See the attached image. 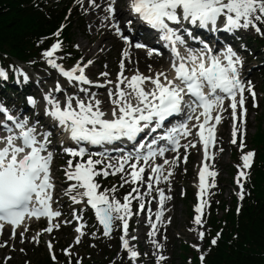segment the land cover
Masks as SVG:
<instances>
[{
	"label": "snow or ice",
	"instance_id": "snow-or-ice-1",
	"mask_svg": "<svg viewBox=\"0 0 264 264\" xmlns=\"http://www.w3.org/2000/svg\"><path fill=\"white\" fill-rule=\"evenodd\" d=\"M76 2L83 4V0ZM115 3L116 0H109L104 19L112 20L111 27L115 32L125 41H129V37L122 34L119 24L114 20ZM89 4L93 9L101 7L96 0H89ZM128 10L135 19L158 33L159 40L170 50L169 68L174 75L169 78L164 71L153 72L149 65L151 75L136 70L128 77L124 75L125 59H121V71L116 82L107 81L113 87L107 92L110 110L106 113L102 110L103 101L97 99L96 94L90 92L88 87L81 86L93 84L85 75V69L93 61L88 60L84 64L77 61L74 66L66 69L53 58L62 47V42L57 40L42 55L46 63L78 91L65 94L61 102L53 95V92H65L57 83L55 89L46 93L43 99L47 105L44 114L52 121V129H59L73 144L66 146L63 139L58 142L63 153L70 157L64 168L65 178L71 182L65 195L74 204L85 203L94 210L96 219L103 226L105 237L112 234L115 221L122 222V248L129 259L135 261L141 254L130 244V240L137 239L136 236H129V218L134 215L132 202H138L139 211L145 210L143 198L151 195L154 182H159L161 178L167 181L171 175V172L163 175V166H153L150 161L157 156H163L169 150L195 147L191 143L180 145L181 136L191 134L188 121L192 120L197 121L192 127L199 130L197 135L203 142L204 156L207 158L209 144L215 142V125L221 121V116L213 115V112L222 109L227 99L233 120L240 119L243 122L247 111L244 108V93L247 91L253 100L256 97L251 82L241 79L243 60L238 52L231 45H225L219 51L214 50L204 40L194 36L192 28L206 29L213 33H235L252 28L258 34L264 35L261 31V25H264V0H129ZM127 24L131 25L132 20L129 19ZM63 27L61 25V30ZM184 34L193 40H199L201 47H189ZM54 35L58 37L60 30ZM129 45L132 46L130 42ZM134 47L144 48L146 45L136 43ZM153 54L161 53L156 49H149L148 55ZM122 56L129 57L127 49ZM16 72L17 83H20V77L24 82L28 81L29 77L23 70L16 69ZM101 75L106 77L108 73ZM0 78L7 80V73L3 69H0ZM79 93H83L85 98H81ZM27 103L34 106L36 100L28 96ZM0 114L5 116V120L0 121V128L7 133L0 135V222L11 225L12 236L15 237L16 227L22 225L26 218L45 217L49 220V225L44 231L50 233L54 227H60L59 223L53 224L51 221L62 215L58 208L53 207L55 183L51 166L54 153L49 150L54 147L53 130L42 129L38 120L30 123L28 117L21 119L13 116L3 104H0ZM175 116L183 119L169 126V118ZM242 132L241 126L233 125L232 144H237V134ZM141 135L143 139L138 140ZM125 141L131 143L130 150L125 147H107L123 144ZM88 145L99 146L102 151L90 152ZM239 147H245L242 138ZM111 152L119 153L115 163L109 159ZM253 157L252 151L242 154V167L249 168ZM168 163V160L164 161V164ZM145 166L154 174L147 179ZM110 175H119L120 187L136 185L123 196V202L116 198L115 185L100 190L101 185L97 178ZM216 175V172L208 170L207 165L199 172L198 195L201 202L195 208L197 215L194 220L197 225L202 224L203 196L206 188L210 186L206 178H214ZM245 175L244 171H240L237 182L239 183V177ZM214 184L213 179L211 186ZM140 185H145L147 191L141 192ZM156 191L159 193L160 210L155 213V220L159 222L164 215V202L171 197H166L163 189ZM240 198L243 199V193ZM139 211L135 214L138 215ZM148 211L152 229L148 235L153 237L158 228L157 223L152 222L151 209ZM73 218L82 219L75 214ZM83 227L81 224L75 229L78 233L76 243L84 235ZM3 228L4 224L0 223V230ZM20 235L23 237V233ZM204 235V232H200V239ZM151 242L156 248L162 247L156 239ZM211 243L215 245L216 239H212ZM48 246L51 249V243ZM52 259H56L55 255ZM165 259L166 257L159 255L158 264ZM203 259L201 256V260Z\"/></svg>",
	"mask_w": 264,
	"mask_h": 264
},
{
	"label": "rangeland",
	"instance_id": "rangeland-1",
	"mask_svg": "<svg viewBox=\"0 0 264 264\" xmlns=\"http://www.w3.org/2000/svg\"><path fill=\"white\" fill-rule=\"evenodd\" d=\"M54 1L68 4L70 12L74 14L68 24H70V30L73 32L72 42L77 52L79 51L80 56L73 65L68 64L65 60L68 57H65L59 49L53 58L66 69L74 66L77 61H80L81 64L87 63L88 60L93 61L85 69V75L93 81L94 85H104V87L81 86L88 87L90 92L96 94L97 99L105 101L102 110L106 113L110 110L107 92L109 88L113 87V84H108L107 81L116 82L121 71L119 66L121 59H125L124 75L128 77H131L136 70L145 75H151L149 65L153 72L164 71L170 75L168 68L170 59L167 56L169 58L171 56H169L168 48H163V53L159 52L161 54L149 56L148 51L152 48L134 47L136 43L145 45L150 37L145 29H142L129 17V0H116L114 17L115 22L121 28L122 34L129 37V41H125L121 35L115 32L111 27L112 20L104 19L107 15L105 12L107 0H96L98 4L105 2L101 8L96 9L90 6L89 0H83L82 5L78 4L76 0ZM119 11H122L123 14H118ZM129 19L132 20L131 25L127 24ZM126 28L128 32L124 33L123 31H126ZM261 31L264 32V25H261ZM192 32L194 36L209 42L210 45H214V43L218 45L222 37L231 43V46L243 60V66L240 70L241 77L245 82H251L256 97L253 100L246 91L247 103L244 108L247 111L243 122L237 119L236 123H233L228 115V107L223 106L221 109V111H224L223 119L216 128L214 147H212L210 151L212 153L208 158H205L199 142L195 140V128H191V134L184 136L182 144L183 146L191 143L195 147H181L177 154L157 158L156 163L158 164H164L165 160L169 161L168 164L163 165V175H168L169 172H171V175L167 181L161 178L159 182H154L151 195H146L143 198L146 205L145 210L139 211L138 202H132L134 215L129 218V236H136L137 239L130 240V244L141 254L135 261H131L122 248L120 240L122 235L120 224L122 222L115 221L112 234L105 237L103 236V228L94 215V210L85 203L74 204L70 197L65 195L68 184L71 182L66 180L64 168L70 157L63 153L58 144L60 141L58 139V135H60L58 129H52V121L44 114L47 105L43 97L50 90H54L57 83L65 90L64 93L53 92V95L61 102H63L65 94H72L77 92L78 89L69 84L67 79L60 75L56 69L48 65L43 55L34 67L16 62L15 69L23 70L29 77L27 87L22 88L23 90L18 93L19 95H13L9 92L8 95L0 97V102L7 103L16 111V114L24 111L27 116L31 117V121L38 120L42 129L53 130L54 147H51L50 150L54 153L53 175L57 187V190H54L53 197L54 206L61 211L62 215L53 218L51 223H59L60 227H54L50 233L44 231L49 225L48 219H36L33 222L25 223L15 230V237L12 236V231L0 230V245H3L0 246V264H26L27 260L29 261L30 257L32 259L37 251H46L51 254V251L54 252V248L57 250L62 244H64V250L71 253V259L75 256V264H98L105 259L117 260L119 264H158L159 255L166 257L159 264H203L201 256L204 257L206 253L203 249L204 239H209V237L204 235V238L200 239L199 233L204 232L206 234L204 230L209 222L212 224L218 223V226H220L224 222L228 224V221L234 220V214H237V210H235V213L233 212L234 205L238 207L241 200L240 194L243 193L244 179L246 175L253 176V173L250 175L252 166L246 169L242 167V154L252 151L254 157L251 164L264 171V35L258 34L252 28L235 33L224 31L213 33L206 29L192 28ZM132 34H137V37L135 36L136 38H133V40ZM184 36L187 42H191L187 43L189 47H201L199 40H193L186 34ZM129 42L132 46L129 45ZM242 44L245 47H240ZM125 49L129 53L128 58L122 56ZM101 73H108V75L105 77ZM15 74L18 77L17 72ZM26 95L34 97L36 100L34 106L28 104L26 108ZM79 95L81 98H85L83 93H79ZM193 124H196V121L192 122L191 126ZM234 124L241 126L243 129L242 133L237 134V144L235 145L231 143ZM241 138L245 145L243 149L239 147ZM89 151L98 152L92 149H89ZM118 155L119 153L110 154L109 158ZM185 156L187 157L186 160L184 159ZM114 159L116 162V158ZM150 163L153 165V159ZM202 164L207 165L209 170L216 172L217 175L214 178L209 177L210 186L205 190L203 196L202 224L197 225L194 222L197 215L195 208L201 202V197L198 195L200 191L198 170ZM240 171H244L246 175L239 177L238 183L237 178ZM151 174L150 169L145 166V179ZM213 179L215 184L211 186ZM258 179L259 182L264 183V177H258ZM97 182L101 185V191L115 185L117 187L116 198L122 202L123 196L131 191L132 187L136 186L124 185L120 187L119 175L101 176L97 178ZM139 187L141 192L147 191L145 185ZM156 189H163L165 196L171 197V199H166L164 202V215L159 222L155 220V213L160 210L159 193ZM213 203L217 211H212L210 205ZM149 209H151L152 222L157 223L158 228L153 237L148 235L152 231L149 223ZM138 211L139 214L136 215L135 213ZM74 214L81 216L82 219L80 221L74 219ZM81 224L84 225L82 229L84 235L81 236L80 242L76 243L78 233L75 229ZM20 233H23V237ZM153 239H156L162 247L156 248L151 242ZM49 243L52 245L51 249L48 246ZM84 252L87 257H85ZM261 260H264V248L257 251V255H255L256 264H259ZM58 264L62 263L58 262Z\"/></svg>",
	"mask_w": 264,
	"mask_h": 264
},
{
	"label": "trees",
	"instance_id": "trees-1",
	"mask_svg": "<svg viewBox=\"0 0 264 264\" xmlns=\"http://www.w3.org/2000/svg\"><path fill=\"white\" fill-rule=\"evenodd\" d=\"M72 17L69 5L59 1L0 0V69L7 73V80L0 78V97L9 92L19 95L27 87L23 78L17 83L16 62L34 67L43 52L57 40L62 42L60 50L68 57L65 58L68 64L79 58L68 24ZM58 30L57 37L54 33ZM250 170L253 176L246 175L244 179L243 199L238 207L234 205L233 212L237 210L234 220L220 226L207 224L204 231L209 239H204L203 264H256L255 255L264 248V183L258 179L264 177V171L254 164ZM215 207L213 203L212 211L217 209ZM212 239H216L215 245ZM63 248L64 244L57 250L54 248L55 260L48 252L37 251L26 264H75V256L71 259V253L64 252ZM105 260L98 264H119L117 260ZM259 264H264V260Z\"/></svg>",
	"mask_w": 264,
	"mask_h": 264
},
{
	"label": "bare ground",
	"instance_id": "bare-ground-1",
	"mask_svg": "<svg viewBox=\"0 0 264 264\" xmlns=\"http://www.w3.org/2000/svg\"><path fill=\"white\" fill-rule=\"evenodd\" d=\"M107 2H109V0H107ZM105 2H102L100 5H101V7L103 6V4H104ZM100 7V8H101ZM118 14H123V12L122 11H119V13ZM129 17H131V16H129ZM132 20H133V16H132ZM125 25H126V23H125ZM124 33H127L128 32V29L126 28V31H123ZM133 36H132V40H133V38L135 39L136 37H137V34H132ZM136 36V37H135ZM149 43H154V42H152V40L151 39H149V40H147ZM101 42V41H100ZM181 51H183L182 49H181ZM169 56H171V53H169ZM167 58L168 59H170L168 56H167ZM169 65H170V63H169ZM169 65H168V68H169ZM169 72H170V75H169V78H171L173 75H174V72H172V71H170V68H169ZM103 101V100H102ZM105 101H103V103H104ZM189 126V125H188ZM58 131H59V129H58ZM59 133L60 134H62V132H60L59 131ZM183 137V136H182ZM64 138H65V140L66 141H70V140H68L67 139V137L66 136H64ZM212 145H213V143H212ZM88 146H90V147H92L93 149H97V150H100V151H102V149L99 147V146H91V145H88ZM107 147H109V149H111L112 147H125V148H128L129 150L132 148V145H131V143H129V142H127V141H125L123 144H120V143H117L116 145H113V146H107ZM114 158H116V157H114ZM113 157L112 158H109V159H111V162H115V159H114ZM156 159H154L153 160V163L155 164V165H157V163H156ZM162 165H164V164H162ZM56 188V190H57V187H55Z\"/></svg>",
	"mask_w": 264,
	"mask_h": 264
}]
</instances>
